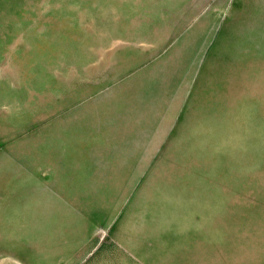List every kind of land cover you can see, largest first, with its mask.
<instances>
[{"label":"rangeland","instance_id":"rangeland-1","mask_svg":"<svg viewBox=\"0 0 264 264\" xmlns=\"http://www.w3.org/2000/svg\"><path fill=\"white\" fill-rule=\"evenodd\" d=\"M0 264H264V0H0Z\"/></svg>","mask_w":264,"mask_h":264},{"label":"crops","instance_id":"crops-1","mask_svg":"<svg viewBox=\"0 0 264 264\" xmlns=\"http://www.w3.org/2000/svg\"><path fill=\"white\" fill-rule=\"evenodd\" d=\"M80 166V165H78ZM77 176H78V181L76 183V187L72 186V194L70 192L71 189V182L66 183L64 176L62 177V184H61V192L59 194V192H51L49 195H47L44 199V202H38L35 203L36 207L39 208H44L46 211H48L49 213L53 214H60L61 215V219L64 223V221L68 222L69 219V215L71 212V208L73 209L72 212L74 213H81L79 208V197H80V193L83 192V194L85 193V181H80V170L78 169L76 171ZM111 176H108V179L105 180V183H110L112 182V180H110ZM102 182V181H100ZM125 192L129 189V176L127 175L125 178ZM76 188V189H75ZM73 198L74 200L77 199V202H74L71 204L70 203V199ZM49 230L53 231L54 227L51 225V227H49Z\"/></svg>","mask_w":264,"mask_h":264}]
</instances>
